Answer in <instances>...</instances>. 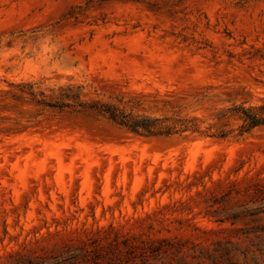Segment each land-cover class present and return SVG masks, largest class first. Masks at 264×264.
I'll list each match as a JSON object with an SVG mask.
<instances>
[{
  "label": "rangeland",
  "instance_id": "obj_1",
  "mask_svg": "<svg viewBox=\"0 0 264 264\" xmlns=\"http://www.w3.org/2000/svg\"><path fill=\"white\" fill-rule=\"evenodd\" d=\"M250 112L264 0H0V264H264Z\"/></svg>",
  "mask_w": 264,
  "mask_h": 264
},
{
  "label": "trees",
  "instance_id": "obj_2",
  "mask_svg": "<svg viewBox=\"0 0 264 264\" xmlns=\"http://www.w3.org/2000/svg\"><path fill=\"white\" fill-rule=\"evenodd\" d=\"M30 94H34V91L31 90ZM78 96V95H76ZM96 109V107H94ZM99 112L103 113L107 116L111 121L125 126L130 131L137 133V134H151L152 130L151 127L147 126L144 123H138L137 121L126 119L125 115L118 114L114 108L112 107H103L101 109H98ZM245 118L249 120V126H255V125H264V119L262 117H257L255 113H245Z\"/></svg>",
  "mask_w": 264,
  "mask_h": 264
}]
</instances>
